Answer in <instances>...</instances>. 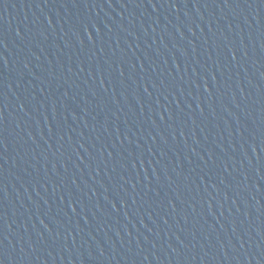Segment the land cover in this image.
Masks as SVG:
<instances>
[{"label":"water","instance_id":"obj_1","mask_svg":"<svg viewBox=\"0 0 264 264\" xmlns=\"http://www.w3.org/2000/svg\"><path fill=\"white\" fill-rule=\"evenodd\" d=\"M0 264H264V0H0Z\"/></svg>","mask_w":264,"mask_h":264}]
</instances>
